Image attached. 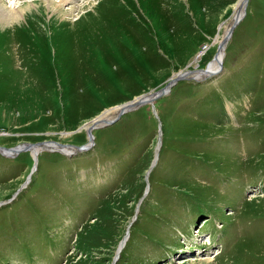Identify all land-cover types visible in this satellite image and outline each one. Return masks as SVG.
<instances>
[{
    "label": "rangeland",
    "instance_id": "obj_1",
    "mask_svg": "<svg viewBox=\"0 0 264 264\" xmlns=\"http://www.w3.org/2000/svg\"><path fill=\"white\" fill-rule=\"evenodd\" d=\"M3 1L41 4L0 25L6 150L87 145V124L206 69L245 17L221 75L180 82L157 116L129 112L36 170L35 150L0 154V264H113L128 233L117 264H264V0Z\"/></svg>",
    "mask_w": 264,
    "mask_h": 264
},
{
    "label": "water",
    "instance_id": "obj_2",
    "mask_svg": "<svg viewBox=\"0 0 264 264\" xmlns=\"http://www.w3.org/2000/svg\"><path fill=\"white\" fill-rule=\"evenodd\" d=\"M247 1L248 0H245V6L247 4ZM244 16H245V13L242 17H240V15H238L235 18L233 24L228 29L227 34L223 38L222 43L220 44V47L218 48V53L215 56L214 60H218V54L221 52V50H223L224 54H223V58L218 61L219 69L217 71L209 72L208 67H207L206 69L187 70V71L178 73L176 76L174 75V77L169 81V83L163 89L149 93L147 95L137 97L133 101L120 106L121 107L120 111L114 119H110V120L98 119V120L94 121V123L87 128V134L89 137V143L87 145L79 147V146H74V145L60 144V143H56V142H44V143L35 144V145L26 144L23 147L12 148V149H8V150H6L4 148H0V154H2L5 157H15L16 155L20 154L21 152H28V151H31V149L39 147L40 150H38V152L36 153V158L34 160L35 161V170H36L37 161H38L37 156L40 154V152L46 151V152H51V153H62L63 150L67 149V150L72 151V152L70 154H63L64 153L63 152L62 155H65L68 158H73L74 156H78V155H82L84 153H87L95 145L94 144L95 137H94V133H93L94 130L114 125L117 121L120 120V118L123 115H125L129 112L135 111V110H137V109H139L145 105H151L152 109L154 111V114L157 116V114L155 112L156 111L155 103L157 102V100L169 95L171 93L173 87L178 85L180 82L189 81V80H193L196 82H205L208 79H212L214 77H219L221 75L223 68H224L223 65H224L225 51H226L227 45H228L230 39L232 38L236 27L241 23ZM196 72H205V73H207V76H205V78H202V79L195 78L193 76L190 77V75H193ZM56 147H59L62 152H60V150L56 149ZM7 152H11L12 154H7ZM152 169H153V166H152ZM1 205H3V204H0V206ZM119 259H120V251H118L116 253V256L113 260V264H117Z\"/></svg>",
    "mask_w": 264,
    "mask_h": 264
},
{
    "label": "bare ground",
    "instance_id": "obj_3",
    "mask_svg": "<svg viewBox=\"0 0 264 264\" xmlns=\"http://www.w3.org/2000/svg\"><path fill=\"white\" fill-rule=\"evenodd\" d=\"M45 1V2H43ZM41 3H45L47 4L45 8H47L50 12H53V13H61L62 15H65L64 10H63V6L65 4H67L69 2V0H60V2L57 4L55 3V0H43ZM40 1H31V2H26L25 5L23 6H16V7H8L3 0H0V25L2 24H11L14 23V22H19L20 19L23 17V16H26L31 10H32V7L35 6V7H38L41 5L39 3ZM244 3H245V0H244ZM43 5V4H42ZM244 5V4H243ZM40 9V8H39ZM243 11H245V7L243 8ZM245 13V12H244ZM46 14V13H45ZM57 16V15H56ZM243 16V14H242ZM237 17V16H236ZM245 17V16H244ZM58 18V16H57ZM1 28V27H0ZM228 32V31H227ZM227 32L224 34L223 38L225 37V35L227 34ZM222 38V40H223ZM222 43V41H221ZM220 43V44H221ZM220 47V45H219ZM218 47V48H219ZM223 50H221V52L218 54V60H213V63L210 64L208 66V71L209 72H214V71H217L219 69V64H218V61L221 60L223 58ZM197 74H200V75H197ZM177 75V74H176ZM196 75V78H199V79H202V78H205V76H207V73L205 72H196L195 74L193 75H190V76H195ZM203 75V76H202ZM120 108L121 107H117V108H114V109H111L109 111H106L102 117L98 118V119H103V120H107L108 116L111 115V114H118L119 111H120ZM97 119V120H98ZM94 122L90 123V124H87L86 127L84 129L87 130V128L92 125ZM56 149L60 150L61 149L59 147H56ZM32 150H35V152L37 153L39 149V147H36L34 149H31V152ZM64 152V153H63ZM63 154H70L72 151H69L67 149L63 150ZM33 153V152H32ZM60 153V154H62ZM7 154H12L11 152H7ZM33 155V154H32ZM65 156V155H64ZM79 156V155H78ZM33 157L36 158V156L33 155ZM38 157V156H37ZM128 235L124 238V240L120 243V249H118V251H120V255L122 253V250L124 249V246L126 245V241H127V238ZM127 238V239H126ZM201 243V242H200ZM199 244V243H197ZM117 251V252H118ZM192 264H196V262L192 263ZM197 264H208V263H204L202 261H200L199 263Z\"/></svg>",
    "mask_w": 264,
    "mask_h": 264
}]
</instances>
